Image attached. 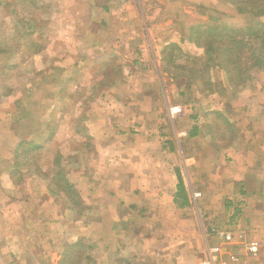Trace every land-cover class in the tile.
<instances>
[{
	"label": "rangeland",
	"instance_id": "obj_1",
	"mask_svg": "<svg viewBox=\"0 0 264 264\" xmlns=\"http://www.w3.org/2000/svg\"><path fill=\"white\" fill-rule=\"evenodd\" d=\"M104 2L0 0V133L8 128L11 132V142L6 132L0 144L12 145L9 147L12 149L2 150L0 154V201L1 196L25 194L24 187L15 191L5 183L6 173L10 175L6 168L8 160L12 164L15 160V166L11 168L13 182L18 185L20 181L36 178L39 183L34 186L46 184L54 192L61 193V200L64 196L73 204L72 188L65 182V166L77 157L73 153L74 141H59L56 136L58 133L64 137L66 133L69 136L76 134L82 142H88L86 134L79 131L77 118L89 114L92 103H98L96 99L103 87L115 80L155 85L162 102L160 90H164V94L165 83L171 85L172 107L183 104V108L169 117V109L161 106L163 111L159 115L176 118L171 120L174 132L175 128L191 126L190 114L195 115L194 118H203L206 123L202 127L207 135L203 145L201 140L180 136V145L177 143L180 150L195 145L214 150L216 141L226 146L232 144L235 133L226 118H264V68L257 72L256 83L236 93L222 84L220 90H216V84L213 93L209 92V86L205 87L202 95L210 107L205 105L206 102H192L196 100V90H188L184 82L188 78L180 75L184 73L189 77L185 67L190 68L191 64L196 71L200 68L203 72L201 59H189L193 63L188 61L190 55L202 57V50L194 43L195 30H200L198 34L203 35L201 31L208 26L244 25L250 22L249 16L237 13L235 6L222 0H106L111 7L107 11L101 8ZM102 53L107 55L90 61ZM73 69L77 72L71 74ZM134 70L138 75L132 76ZM214 80L218 82L222 78L217 74ZM181 88L183 95L178 91ZM153 92L149 90L146 96ZM214 135L218 139L211 138ZM175 157L184 169L185 154L178 153ZM32 180L26 181L29 189ZM24 202L25 199H19L15 205L24 207ZM4 203H0V208L5 205L7 213L8 203ZM53 204L49 198H37L27 203L35 212L49 211ZM200 208L194 206L196 219L190 226L193 230L189 235L191 240L185 231L180 235L181 242L177 243L171 264L198 262L205 258L210 246L224 244L218 240L215 243L216 238L209 234L210 225H216L219 220L208 218V214L204 218V210L199 211ZM225 224L232 233V226ZM199 230L203 236L206 233V241L202 233L197 232ZM230 236L232 239V234ZM68 255L60 264L85 262L84 253L68 252ZM257 264H264V252Z\"/></svg>",
	"mask_w": 264,
	"mask_h": 264
},
{
	"label": "crops",
	"instance_id": "obj_2",
	"mask_svg": "<svg viewBox=\"0 0 264 264\" xmlns=\"http://www.w3.org/2000/svg\"><path fill=\"white\" fill-rule=\"evenodd\" d=\"M101 8L107 11L111 7L105 0ZM106 53L90 61L95 62ZM72 71L74 74L77 69ZM137 72L134 70L132 76ZM170 86L165 83L166 95L160 90L162 102L155 85L115 80L103 87L96 99L98 103L91 105L92 111L84 118H77L79 131L86 134L88 142H82L76 134L66 133L64 137L58 133L59 141H74L73 153L77 157L63 166L75 192L73 202L78 200L80 205L69 203L64 196L61 200V193L46 184L34 186L39 183L36 178L26 180L33 179L31 189L26 181H20L18 186L11 173L16 162L13 160L12 164L8 160L6 168L10 175L6 173V186L15 191L24 187L25 194L1 196L0 203L7 202L9 211L5 213L2 204L0 264H60L70 256L68 252L84 253V264H171L177 243L181 242L180 235H184V231L187 236L193 232L190 226L196 219L194 206L204 210V218L208 214V218L219 220L209 228V234L216 238L215 243L221 240L211 234V227L226 229L225 222L232 226V233L228 229L232 239L230 236L224 240L228 245L224 248L228 249L226 252L237 254L245 264H257L261 260L264 252V118H226L235 133L232 144L226 146L216 141L214 150L196 145L180 150L177 145L180 136L201 140L203 145L207 135L202 125L206 122L190 114L191 126L175 128L174 132L171 120L176 118L159 115L163 111L161 106H165L169 109L168 116L172 117L170 108L174 101ZM149 90L154 91L150 94L152 97L146 96ZM182 90H178L180 95L184 94ZM195 97L192 102H206L203 95ZM206 103L207 107L211 106ZM179 108H183V104ZM194 128L197 131L192 134ZM2 131L0 143L6 132L10 141V129ZM211 138L218 139L215 135ZM9 147L0 144V154L2 150L12 149ZM178 153L185 154L184 169L176 162ZM178 173L183 184L181 191ZM37 198H49L54 204L49 211L35 212L27 203ZM19 199H25L24 207L15 205ZM197 232L203 236L201 230ZM205 237L206 233L204 241ZM251 241L258 245L254 255L246 251Z\"/></svg>",
	"mask_w": 264,
	"mask_h": 264
},
{
	"label": "trees",
	"instance_id": "obj_3",
	"mask_svg": "<svg viewBox=\"0 0 264 264\" xmlns=\"http://www.w3.org/2000/svg\"><path fill=\"white\" fill-rule=\"evenodd\" d=\"M222 1L235 6L237 13L249 16L250 22L244 25L224 23L208 26L201 31L203 35L198 34L200 30H195L197 37L194 43L202 50V57L196 56L197 54L190 55L188 61L189 59L193 61L201 59L203 72L200 68L196 71L191 64L190 68L185 67L189 77L184 73L180 75L188 78V81L184 80L186 86L194 87L193 91L196 90V94L200 96L204 95L203 92L207 86L210 87L209 92L213 93L216 84H218L216 90L222 89L220 87L222 84L229 91L236 93L247 85L256 83L257 72L264 68V0ZM217 74L222 78L218 82L214 80ZM196 131L197 129L194 128L192 134ZM65 182L75 194L73 186L67 180ZM182 186L178 173L179 190ZM73 203L77 205L79 201L76 200Z\"/></svg>",
	"mask_w": 264,
	"mask_h": 264
},
{
	"label": "built area",
	"instance_id": "obj_4",
	"mask_svg": "<svg viewBox=\"0 0 264 264\" xmlns=\"http://www.w3.org/2000/svg\"><path fill=\"white\" fill-rule=\"evenodd\" d=\"M171 114L175 111H179V107H171ZM198 195V193H195ZM211 234H214L221 241L230 238V232L228 229H218L217 227H211ZM246 251L250 255H254L258 251V245L255 241H251L246 245ZM186 264H245L239 259V256L233 252H226L224 250L223 244L214 245L207 249V255L205 258L199 260L198 262H191Z\"/></svg>",
	"mask_w": 264,
	"mask_h": 264
}]
</instances>
